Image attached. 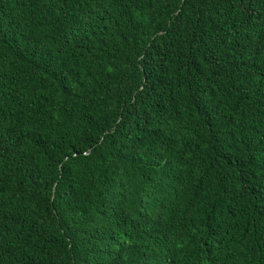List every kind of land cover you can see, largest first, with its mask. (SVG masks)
<instances>
[{
    "label": "trees",
    "instance_id": "16d2710c",
    "mask_svg": "<svg viewBox=\"0 0 264 264\" xmlns=\"http://www.w3.org/2000/svg\"><path fill=\"white\" fill-rule=\"evenodd\" d=\"M0 264H264V0H0Z\"/></svg>",
    "mask_w": 264,
    "mask_h": 264
}]
</instances>
